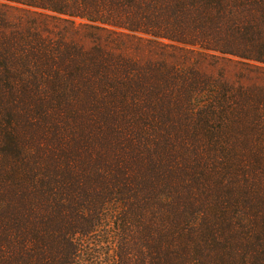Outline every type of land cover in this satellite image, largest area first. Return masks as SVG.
Instances as JSON below:
<instances>
[{"label":"trees","instance_id":"16d2710c","mask_svg":"<svg viewBox=\"0 0 264 264\" xmlns=\"http://www.w3.org/2000/svg\"><path fill=\"white\" fill-rule=\"evenodd\" d=\"M228 58L264 70V0H0V264H96L99 239L264 264V86L199 69Z\"/></svg>","mask_w":264,"mask_h":264},{"label":"rangeland","instance_id":"374dc122","mask_svg":"<svg viewBox=\"0 0 264 264\" xmlns=\"http://www.w3.org/2000/svg\"><path fill=\"white\" fill-rule=\"evenodd\" d=\"M36 11V10H35ZM41 12V11H36ZM75 23H85L83 21L75 20ZM123 42L126 44V49L124 53L132 58L137 59L140 62L144 61H155L156 59H165L168 62L171 61L170 58L167 57L166 52H161L156 48L142 45L138 46V51L134 49V44L129 43L125 40ZM136 47V46H135ZM165 54V56H162ZM232 61L228 60H219L216 63H207L208 61H203L199 65V69L201 72H204L209 75H218L221 74L225 77V79L230 83H241L244 86L255 84L264 86V70H258L253 65H248L243 62H240L234 58H228ZM102 240L101 243L95 244L93 246L92 255H94L98 262L96 264H110L111 263V254H112V245L110 246L107 239H99ZM104 240V241H103ZM110 261V263H109Z\"/></svg>","mask_w":264,"mask_h":264}]
</instances>
